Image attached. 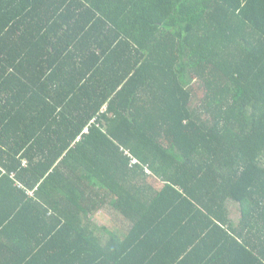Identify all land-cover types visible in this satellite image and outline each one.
I'll use <instances>...</instances> for the list:
<instances>
[{
  "label": "trees",
  "instance_id": "trees-1",
  "mask_svg": "<svg viewBox=\"0 0 264 264\" xmlns=\"http://www.w3.org/2000/svg\"><path fill=\"white\" fill-rule=\"evenodd\" d=\"M0 232L10 264H264V0H0Z\"/></svg>",
  "mask_w": 264,
  "mask_h": 264
},
{
  "label": "rangeland",
  "instance_id": "rangeland-1",
  "mask_svg": "<svg viewBox=\"0 0 264 264\" xmlns=\"http://www.w3.org/2000/svg\"><path fill=\"white\" fill-rule=\"evenodd\" d=\"M199 81H194L192 86H193V102H192V106H197L199 101H201L202 96H203V89L200 85V83H198ZM156 186V189L159 191L162 187L160 185L154 184ZM109 212H107L106 214H97L95 215L93 219V222L95 224H97L98 230L101 233V237L104 239V241L107 239V235L104 232L103 227H106V229L108 230H112V231H118L121 235L122 234H126L127 230L130 226H127L124 221L123 218H118L117 216H113L112 215V211L111 210H107ZM237 215V220L240 219L241 216V212L238 210L237 213L234 214Z\"/></svg>",
  "mask_w": 264,
  "mask_h": 264
},
{
  "label": "crops",
  "instance_id": "crops-1",
  "mask_svg": "<svg viewBox=\"0 0 264 264\" xmlns=\"http://www.w3.org/2000/svg\"><path fill=\"white\" fill-rule=\"evenodd\" d=\"M230 206V205H229ZM4 208H9V205H4L3 206ZM230 208V214H231V217L235 220V222H237V221H239V220H237V215H235V217H234V214L235 213H237L238 212V210L240 211V208L237 206V205H232V206H230V207H228V209ZM109 210V209H108ZM111 211L113 212L112 213V215L115 217V216H117L118 218H123L122 217V215L121 214H119L118 212H116V211H114V210H112L111 209ZM107 212H109V211H107V210H104L103 212H101L100 214H106ZM6 213H8V212H6ZM5 213V214H6ZM240 218H241V216H240ZM124 224H126L127 226H130V224L128 223V222H126L125 221V223ZM97 225V224H96ZM3 227V226H2ZM6 227V226H5ZM5 227H3V228H1V230H4V228ZM4 231H6V233H10V232H14L15 230L14 229H11V227H7ZM117 235H118V237H120V238H123L124 236H125V234H120L118 231H114ZM108 238L109 237H107V239L104 241L103 240V242H104V244H106V242H107V240H108ZM9 242H10V240H9V236H1V232H0V264H10V261H9V258H10V255H9V253H8V251H4V249H3V245L4 244H9ZM22 259V257H19L18 258V261L19 260H21ZM17 262V261H16Z\"/></svg>",
  "mask_w": 264,
  "mask_h": 264
}]
</instances>
